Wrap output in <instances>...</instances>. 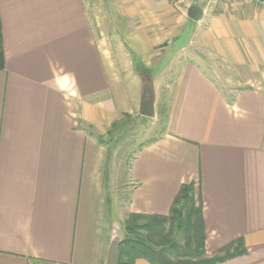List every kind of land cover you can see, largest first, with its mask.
<instances>
[{"label": "crops", "instance_id": "1", "mask_svg": "<svg viewBox=\"0 0 264 264\" xmlns=\"http://www.w3.org/2000/svg\"><path fill=\"white\" fill-rule=\"evenodd\" d=\"M195 3L199 22L171 0H0V264H106L124 213L168 216L192 182L207 253L243 238L247 252L217 264H264V6ZM131 52L172 93L124 212L99 136L139 109Z\"/></svg>", "mask_w": 264, "mask_h": 264}, {"label": "rangeland", "instance_id": "2", "mask_svg": "<svg viewBox=\"0 0 264 264\" xmlns=\"http://www.w3.org/2000/svg\"><path fill=\"white\" fill-rule=\"evenodd\" d=\"M100 0H91V3L98 4ZM196 0H187L186 4L182 5L185 7H189L191 4L195 3ZM190 4V5H189ZM175 7H182L181 5H175ZM191 29L188 27V30ZM192 31L195 33L194 28ZM196 35V33H195ZM186 42H183L184 45ZM163 47V45H161ZM174 53V52H173ZM130 56V57H129ZM134 58L136 59V55L131 52L129 53L127 59L128 61ZM137 61H140L136 59ZM221 66V65H220ZM221 76H231V72L228 71L223 65L221 69ZM142 85L140 86V104L139 109L130 114H124L120 116L112 126L108 128V132L104 135H100L99 138L104 140L109 148L112 151V166L116 167L115 175L117 177V183L115 184V196L116 200L122 204L123 210L125 212L126 205L128 204V197L131 190V185H129L128 179V170L130 165L137 155L138 151L148 143L160 138L166 130V124L168 122V111H169V100L172 93V86L168 84H162L160 78L154 77V74L147 70H142ZM262 78V84H253L255 87L264 88V69L260 72ZM149 82L154 87L155 92V114L152 117H147L141 115L140 113V105L143 91V84ZM156 82V83H155ZM199 200V198H197ZM129 215L124 213L123 220L121 223H116L115 226V234L120 233L123 238L126 235V221L129 219ZM135 221L139 224H143L142 222H146L145 219H139L135 217H131L129 221ZM158 221V220H157ZM172 223L167 222L164 223L163 226L156 224L152 227L147 228H139L137 230L138 233H142L148 237L149 240L153 244L159 247L168 246L171 240L176 241V247L173 245H169L170 248H174V250L169 249L167 254L174 260L177 261L178 258L182 257L183 259L189 260V262H198L200 255L196 249L195 242L192 236L191 230H179L177 228H173ZM174 227V226H173ZM164 241V244L160 245L161 242ZM185 250V255L182 253L175 252V249ZM206 256H210L206 250ZM212 256V255H211Z\"/></svg>", "mask_w": 264, "mask_h": 264}, {"label": "trees", "instance_id": "3", "mask_svg": "<svg viewBox=\"0 0 264 264\" xmlns=\"http://www.w3.org/2000/svg\"><path fill=\"white\" fill-rule=\"evenodd\" d=\"M6 59L3 45L2 26L0 20V71L5 69ZM136 68L138 71L147 70V68L136 60ZM204 205L195 196V183H185L182 185L172 205L168 216H143L138 214H130L135 218L145 219L146 222L139 224L138 222L126 221V235L119 244V263L118 264H134L136 259L144 258L151 264H217L226 261L232 257L242 255L247 252L243 238L229 244L219 253L212 256H206V225L204 219ZM158 220V221H157ZM171 222L172 230L177 228L180 231L191 230L195 242L196 249L200 255L198 262H189L182 257L174 261L168 254L169 245L176 247V241L171 240L168 246H156L142 233H138L139 228L152 227L156 224L163 226L164 223ZM174 226V227H173ZM164 244V241L160 245ZM175 252L186 254L185 250L175 249Z\"/></svg>", "mask_w": 264, "mask_h": 264}, {"label": "water", "instance_id": "4", "mask_svg": "<svg viewBox=\"0 0 264 264\" xmlns=\"http://www.w3.org/2000/svg\"><path fill=\"white\" fill-rule=\"evenodd\" d=\"M204 14V8L197 3H193L187 8L188 18L195 22L201 21ZM140 113L147 117H152L155 114V92L153 85L149 82L143 84ZM121 240L122 237L120 233H116L109 246L106 264L119 263V244Z\"/></svg>", "mask_w": 264, "mask_h": 264}, {"label": "built area", "instance_id": "5", "mask_svg": "<svg viewBox=\"0 0 264 264\" xmlns=\"http://www.w3.org/2000/svg\"><path fill=\"white\" fill-rule=\"evenodd\" d=\"M256 4L264 6V0H253ZM187 0H171L172 4L175 5H184L186 4ZM190 5V4H189Z\"/></svg>", "mask_w": 264, "mask_h": 264}]
</instances>
